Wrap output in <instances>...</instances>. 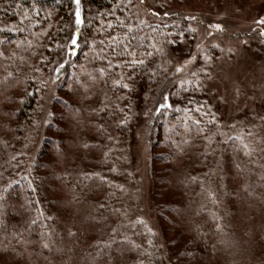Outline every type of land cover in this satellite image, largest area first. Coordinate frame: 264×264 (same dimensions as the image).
Listing matches in <instances>:
<instances>
[{"label":"trees","instance_id":"obj_1","mask_svg":"<svg viewBox=\"0 0 264 264\" xmlns=\"http://www.w3.org/2000/svg\"><path fill=\"white\" fill-rule=\"evenodd\" d=\"M142 7V0H0V264H124L129 255L128 264H164L153 234L121 215L134 112L157 89L147 151L162 166L157 190L171 201L161 216L179 257L256 264L242 231L256 246L264 242V176L252 192L237 159L226 161L221 178L238 206L236 245L233 223L234 234L226 233L197 203L211 176L202 185L187 164L239 142L218 127L203 61L191 73L170 69V50L193 38L190 18L163 12L156 22L142 18Z\"/></svg>","mask_w":264,"mask_h":264},{"label":"rangeland","instance_id":"obj_2","mask_svg":"<svg viewBox=\"0 0 264 264\" xmlns=\"http://www.w3.org/2000/svg\"><path fill=\"white\" fill-rule=\"evenodd\" d=\"M142 3L140 14L144 19L162 22L156 18H161L159 15L163 12L184 14L190 18L187 26L193 38L182 41L170 50V69L178 66L179 72L191 73L203 61L207 70L205 90L220 114L218 127L228 131V137L236 136L239 142L237 147L235 145L227 152L223 145L218 144L203 160L196 162L202 165L201 168L195 167L194 160H189L187 164L189 172L199 173L200 181L211 176L208 183L203 181L202 185L206 183L207 186L203 187L197 203L214 211L219 227L226 233L234 234L233 223L235 236L229 238L235 240L237 245L240 234L231 214L238 206L237 202L234 205L227 200L224 194L227 184L221 177L226 172V161L232 158L237 159L239 168L246 173L252 192V183L264 176V0H142ZM155 14L159 17H155ZM217 24L221 26L219 29L215 27ZM211 46L216 47L218 52L214 56L210 54L206 60ZM157 93H160L159 89L150 97L140 99L134 112L133 129L126 141L128 156L124 165L127 176L123 178L122 190L127 200L121 215L130 222V226L140 223L144 233L148 234L149 231L153 234L158 242L156 252L160 255L159 263L191 264L179 257L181 245L173 242L174 236L168 222L161 216V213L170 214L164 203L171 201L157 190L155 177L157 171L162 172V166L148 158L147 125ZM162 95L167 98V92ZM48 132L51 133V130ZM37 138V135L34 136L32 141L35 142ZM256 203L253 201V204ZM258 220L264 227V216ZM242 233L248 237L246 243L253 246L251 253L256 264H264V242L260 241L256 246L254 235L249 234L246 227ZM131 259L129 255L124 264ZM202 264L226 263L218 257Z\"/></svg>","mask_w":264,"mask_h":264},{"label":"snow or ice","instance_id":"obj_3","mask_svg":"<svg viewBox=\"0 0 264 264\" xmlns=\"http://www.w3.org/2000/svg\"><path fill=\"white\" fill-rule=\"evenodd\" d=\"M76 3L78 4V3H79V0H76ZM76 22H77V23H81V19H80V15H79V9H77V13H76ZM262 22H264V21H262ZM215 27H216L217 29H219L221 26H220L219 24H217V25H215ZM72 43L75 44L76 41L73 39V40H72ZM132 63H134V64H135V63H141V64H142L143 61H142V60H141V61L133 60ZM177 71H180V69L178 68ZM100 72L103 74L104 70H103V69H100ZM114 83H116V84H120L121 81L117 80V81H115ZM123 87H124V88H128L129 85H128V84H123ZM29 95H30V94H29ZM45 123H47V121H45ZM120 123H121V124H124L125 121L121 120ZM44 246L47 247V245H44Z\"/></svg>","mask_w":264,"mask_h":264}]
</instances>
